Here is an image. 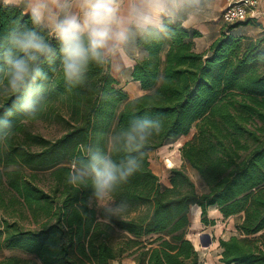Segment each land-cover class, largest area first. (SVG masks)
I'll use <instances>...</instances> for the list:
<instances>
[{"label":"trees","instance_id":"obj_1","mask_svg":"<svg viewBox=\"0 0 264 264\" xmlns=\"http://www.w3.org/2000/svg\"><path fill=\"white\" fill-rule=\"evenodd\" d=\"M16 19L28 22L20 8L0 5V35ZM236 25L225 26L205 52L195 48L199 32L179 26L170 39L144 45L148 55L131 76L145 93L131 100L111 67L93 65L84 84L68 87L59 60L45 65L37 119L60 125L63 134L49 140L26 128L33 119L23 113L9 118L14 134L0 143V186L6 183L13 196L7 203L0 192V252L16 253L0 264H112L125 257L136 264H204L188 238L195 205L203 225L216 224L211 207L224 220L238 218L236 233L219 240L221 263L264 264V64L256 61L264 33L238 36ZM14 100L0 97V116ZM134 115L160 116L165 130L150 142L141 170L115 193L117 202H127L126 213L106 219L91 204V187L67 183L70 161L82 145L98 141L104 148L107 135ZM193 128L180 151L183 166L202 180V193L184 167L173 168L163 184L150 162L152 150ZM46 174L48 189L39 184ZM28 218L38 227L26 228Z\"/></svg>","mask_w":264,"mask_h":264},{"label":"clouds","instance_id":"obj_2","mask_svg":"<svg viewBox=\"0 0 264 264\" xmlns=\"http://www.w3.org/2000/svg\"><path fill=\"white\" fill-rule=\"evenodd\" d=\"M19 7L28 22L16 19L0 35V97H15L0 116V143L14 134L9 119L16 111L37 119L43 108L45 65L59 60L68 87L85 83L90 67H131L144 60V45L175 35L174 26L189 29L212 17L216 0H6ZM51 40L56 43L53 45ZM264 64V52L256 56ZM163 119L134 115L111 131L105 147L82 145L71 158L67 183L92 189V200L110 219L126 213V201L115 193L143 166L150 142L164 132ZM123 154L119 161L113 154Z\"/></svg>","mask_w":264,"mask_h":264},{"label":"rangeland","instance_id":"obj_3","mask_svg":"<svg viewBox=\"0 0 264 264\" xmlns=\"http://www.w3.org/2000/svg\"><path fill=\"white\" fill-rule=\"evenodd\" d=\"M241 23V22H240ZM124 104H121L119 111L123 108ZM25 126L28 130L32 131L35 134H39L46 139L55 140L63 134V129L60 125L51 123L48 120L42 118L37 120H27ZM196 132V128H193L188 136H182L176 140L170 141L159 149L152 150L150 152V162L152 170L159 176L163 184H169L170 172L173 168H181L183 166V160L181 157V147L189 140H191ZM39 146H34L32 149L38 150ZM2 170L4 169L1 167ZM189 176L195 182L197 190L199 193L204 191V185L199 175L191 169L189 166L184 167ZM15 167H8L7 170H14ZM5 170V169H4ZM26 172H29L26 170ZM39 184L48 189L49 181L48 175L44 177L41 176ZM0 192L3 194L6 202L12 198L13 194L10 193L6 183L3 186H0ZM93 207L99 210L94 200L91 201ZM27 213V212H26ZM0 214H3V211H0ZM218 213L212 211L209 213L210 218L217 217ZM136 216V214H133ZM189 217L191 225L188 231V238L194 243L195 247L199 252H201V258L204 262L206 256L211 253L215 254L218 250L216 247H212L213 243L217 244L220 239H226L232 234H235V223L237 220L229 219L224 220L222 218L216 219L217 223L214 226L205 227L201 222V213L200 210L196 207H192L189 211ZM22 224L26 228H36L38 225L31 219L22 220ZM207 245V246H202ZM213 248V249H212ZM13 251H3L0 252V259L6 256L15 254ZM133 257H125L122 261H114L112 264H133ZM135 262V261H134Z\"/></svg>","mask_w":264,"mask_h":264},{"label":"crops","instance_id":"obj_4","mask_svg":"<svg viewBox=\"0 0 264 264\" xmlns=\"http://www.w3.org/2000/svg\"><path fill=\"white\" fill-rule=\"evenodd\" d=\"M216 2H217V9H216L215 14L212 17L208 18L207 20L203 21L200 24H197L187 29L188 31H197L200 34L198 37L194 39L195 48L198 52L207 51L209 47L211 46V44L216 39L219 38L223 28L227 25H230V24H227L223 19V12L229 0H216ZM0 5H12V4L6 3V0H0ZM232 32L238 36L243 35V36H249L253 38H257L261 36L264 33V0H259V6L255 14L250 15L246 21L238 23V25H236V27L233 29ZM134 64H132L131 67H121L119 70H115L111 68V73L119 82L118 87L121 88L127 94L128 100L139 97L145 93V91L141 87V84L132 79L131 73H132V68ZM196 207L198 208V210H200V213H201V208L198 206ZM212 211H215L216 213H218V215L217 217L211 218V219H215V220L219 218L223 219V217L221 216V214L219 213L216 207H211L209 209V213ZM229 219H234L238 221L237 217H231ZM216 223H217V220H216ZM236 223H235V229H234L235 231H236ZM204 226L210 227L214 225H204ZM202 246H207V245L202 244ZM212 247H216L218 250L215 252V254L209 253L204 260V264H223L220 262L221 248L219 247V241L217 244L213 243ZM133 264H136V263L133 261Z\"/></svg>","mask_w":264,"mask_h":264},{"label":"built area","instance_id":"obj_5","mask_svg":"<svg viewBox=\"0 0 264 264\" xmlns=\"http://www.w3.org/2000/svg\"><path fill=\"white\" fill-rule=\"evenodd\" d=\"M259 6V0H229L223 19L227 24H236L246 21L254 15Z\"/></svg>","mask_w":264,"mask_h":264}]
</instances>
